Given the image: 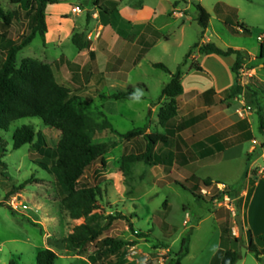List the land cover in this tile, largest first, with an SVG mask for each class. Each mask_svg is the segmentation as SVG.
Instances as JSON below:
<instances>
[{"label": "rangeland", "instance_id": "obj_1", "mask_svg": "<svg viewBox=\"0 0 264 264\" xmlns=\"http://www.w3.org/2000/svg\"><path fill=\"white\" fill-rule=\"evenodd\" d=\"M87 0H60L58 4L49 5L47 15L51 24L58 15L72 14L76 4L83 8ZM144 0H128L131 6H138ZM153 7L158 0H146ZM186 8V21L183 19H163L158 22L160 27L159 45L148 51L140 67L132 68L135 57L140 51L133 53L128 59V65L121 68L116 64V57L111 59L109 73H121L128 77L134 92L141 99L119 100L108 102L107 95L102 93L104 76L95 70L94 61L81 60L83 67V85L77 86L72 81L71 73L65 65V54L70 60L76 55V48L71 41H65L63 49L45 46L42 38L36 39L23 49L17 58L18 67L27 58L38 60L49 66L57 75L59 84L69 89L76 98V106L99 126L109 122L117 134L109 129L95 128L94 143H105L108 152L106 165L96 162L89 168L82 183L96 187L100 210L97 214L105 217H132L133 230L126 219L113 221L101 240L113 237L126 242H137L128 251L121 264H169L170 259L179 253L183 240L189 238L192 245L188 246L191 256L198 253L212 233L211 221L197 228L199 222L212 212L224 210L220 217L222 223L232 224L229 236L231 247L238 251L242 258L248 252L243 241L232 242L240 238L236 224L238 201L233 197L222 195L229 186L205 187L201 182L199 193L195 195L178 183L185 181L189 174V166L177 163L175 166L149 165L145 162L136 163L131 173L125 175L124 157L130 154H143L146 143L142 140L126 141L122 135L137 128L145 129L147 134H170L177 144V131L173 127L180 123L181 118L199 117L200 123L194 130L183 133L185 138L204 139L209 134L222 130L241 120L251 125L256 138L251 141L253 146H260L249 155L251 162L259 158L260 165L251 169L252 175L262 171L264 174V131L261 129L260 116L257 107L249 102V94L259 93L263 104L264 115V61L251 58L243 65L239 76L240 84L245 88L242 95L234 99L227 98V93L216 98L207 95H182L176 99L180 113L166 127L159 122L161 108L170 103L167 97L160 98L163 86L171 81V75L153 66V63H163L175 73L179 67L184 73L195 61L193 56L207 39L222 49L227 47H242L257 54L264 36V0H202V5L213 17L208 33L198 23L197 0H171ZM0 6L13 18L8 28V38L18 40L30 31V18L27 16L25 4L14 5L10 0H0ZM86 18V14H84ZM249 30L244 33L241 26ZM0 26V34L3 33ZM158 35V34H157ZM156 37V36H155ZM158 37V36H157ZM2 46V41H0ZM191 56L187 59L188 54ZM188 65L185 67V64ZM185 68V69H184ZM222 72L229 74L227 66L222 65ZM227 74H226V73ZM230 74H232L230 72ZM198 80V79H197ZM123 82L117 84L116 91H127ZM114 111V113H113ZM250 122V123H249ZM34 126L37 136L33 145H25L18 150L13 149V135L23 126ZM233 128V127H232ZM0 137L7 150L0 165V202L7 200L0 207V264H37V255L44 248L54 250L58 259L55 264H91L90 256L94 255L97 244L90 245L85 251L66 250L62 240L72 233L73 229L82 224L84 219L73 220L62 207L56 178L50 169L56 160V149L61 140V132L45 125L38 118H22L14 122L8 131L0 130ZM253 141H256L254 143ZM179 145V143H178ZM181 147V145H180ZM45 167L49 171L45 170ZM197 175L205 177L209 174H219L222 181L235 185L244 170V162L237 161L225 168L197 167ZM258 168V170H257ZM188 170V171H187ZM32 184L17 193L13 187H19L26 181ZM195 183V180H191ZM244 181L234 187L238 188ZM187 187V186H186ZM221 194V195H220ZM220 195V197H217ZM8 197V199H7ZM142 235L143 237H137ZM190 245V242H189ZM85 259V260H83ZM87 260V261H86ZM240 260L237 264H242ZM188 263V261H187Z\"/></svg>", "mask_w": 264, "mask_h": 264}, {"label": "trees", "instance_id": "obj_2", "mask_svg": "<svg viewBox=\"0 0 264 264\" xmlns=\"http://www.w3.org/2000/svg\"><path fill=\"white\" fill-rule=\"evenodd\" d=\"M14 5L25 4L27 8V16L30 18V31L18 40L8 38V28L11 26L13 18L7 14L0 6V26L3 33L0 34V130L8 131L11 125L22 118H38L42 122L61 132V140L56 149V160L52 163L50 169L54 174L60 201L62 207L68 212L69 217L73 220L84 219V222L76 226L72 233L62 240L66 250L85 251L90 245L97 244V249L94 255L90 256L91 264H121L130 248L136 246L137 242H126L121 239L106 237L101 240L104 233L109 229L113 221L117 219H126L133 230L132 217H123L109 215L105 217L103 214H97L100 210V201L96 187L82 183L86 171L91 168L96 162H101L106 165L105 157L108 152V146L105 143H94L93 134L95 128L100 130L109 129L117 134V131L109 122H105L96 126L95 122L83 111L76 106V98L72 97L69 89L58 83L51 68L44 63L27 58L24 59L18 67V54L27 48L36 39L37 36L42 38L44 45L46 44V34L48 32L46 15L49 5L58 4L59 0H10ZM199 12L198 23L204 29H208L211 15L207 10L197 5ZM241 29L244 33H249V30L243 25ZM73 44L80 50L90 48V41L85 33H75L72 38ZM199 53L202 55L216 54L220 56H235L236 62L232 68L235 74V83L227 91V98L234 99L242 95L245 88L239 82V76L243 70V65L251 57L244 50L229 48L223 50L213 43H204L195 45ZM191 51L187 59L190 58ZM258 60L264 61V36L260 44V52ZM186 63V62H185ZM73 69V78L79 79L80 75L74 70V63H69ZM153 66L161 69L171 75V81L162 90L161 99L169 98V104L161 108L159 113V122L161 126L166 127L167 124L175 119L179 114V108L176 99L184 94L182 84V69L179 67L176 73H172L163 63H155ZM202 71L200 66L195 68ZM264 94V93H263ZM249 102L257 107V112L260 116L261 129L264 131V115L263 101L259 100V93L252 92L249 94ZM106 99L112 100H136L142 96L134 92L130 87L124 92H115ZM114 113V111H113ZM189 124L178 126L177 131H182ZM37 133L34 126H23L18 129L13 135V149L18 150L25 145H33ZM128 141L142 139L146 143V151L143 154H130L124 157L123 167L125 175L131 173V168L134 164L145 162L149 165H162V163L172 164L175 154L169 158L165 154H159V148L169 147L172 143L170 134L153 133L147 134L145 129L137 128L122 135ZM247 139H251V134L246 135ZM230 145H222L218 149L221 151ZM7 150L4 147V141L0 137V165L5 166L2 161ZM182 154H178L177 158L180 161ZM45 170L49 171L45 167ZM32 184L31 180L26 181L19 187H13V193H17ZM205 187L211 188L221 184L214 182L212 179L202 180ZM187 185L184 187L189 189L197 199H201L199 187L191 189ZM242 192V185L238 188H226L222 195H227L238 200ZM220 194V195H221ZM218 195L217 197H220ZM8 199V197H7ZM7 200L0 202V207L5 206ZM220 217L224 215V210L216 211ZM222 239H229L232 232V224L222 223ZM137 237H143L139 235ZM264 240V235L260 237ZM230 240V239H229ZM240 238H233L232 242L239 243ZM189 238L183 240V247L179 253L172 256L169 264H182L183 258L189 253ZM248 250L255 257L262 261L264 249L260 250L252 240ZM58 259L57 253L49 248H44L37 255V264H55ZM242 259L241 254L234 250L228 249L220 251L216 256V262L220 264H237ZM11 264H15L11 262Z\"/></svg>", "mask_w": 264, "mask_h": 264}, {"label": "crops", "instance_id": "obj_3", "mask_svg": "<svg viewBox=\"0 0 264 264\" xmlns=\"http://www.w3.org/2000/svg\"><path fill=\"white\" fill-rule=\"evenodd\" d=\"M197 1L203 6L202 0ZM76 8H79L80 12H75L74 9ZM188 8V6L183 8L177 1L171 0H158L155 7L149 5L146 0L136 7L131 6L128 0H87L83 8L79 7L78 4L72 7V14L76 15L78 21L69 17V15H58L51 24L50 18L46 15L48 32L46 34L45 46L63 49V44L66 40L71 41L73 44L72 38L75 33H85L87 39L90 41V48L80 51L73 44L77 50L74 59L70 60L65 54L61 58L65 57V65L71 73L72 81L77 86L83 85L82 73L84 66L80 61H85V64L89 61H94L95 70L104 76V86L101 91L108 97L115 92H124L116 91L119 81L120 83L123 82L124 86H128V89L132 87L128 83V77L121 75V73L117 75L109 73L111 59L116 57V64L121 68H125L128 65V59L134 56L133 53L140 51L139 55L134 56L136 59L135 63H131L132 68L140 67L142 60L147 57L148 51L159 45V41L162 38L159 34L161 28L158 27V22L163 19L184 20ZM84 14H86V18ZM212 20L213 17L211 16L209 27L204 33L205 35L209 31ZM204 43H211V40L202 41V44ZM229 48L232 47H227L223 50ZM233 48L246 51L250 55L251 60L256 59L260 52V49L255 54L249 49L247 50L242 47ZM196 53L198 56H193L195 62L188 68H184L186 73L182 71L183 95H207L216 98L218 95L227 93L235 83V74L232 68L236 62V57H224L216 54L202 55L199 53V50ZM69 63H74L79 67V69L74 68L80 75L79 79L75 80L73 78V69ZM224 64L227 66V72L229 73L225 72L227 74L226 78L222 72V65ZM187 65L188 63L185 64V67ZM197 66H200L202 71L196 70ZM55 78L60 83L57 75H55ZM107 100L109 103L114 101L112 99ZM198 118L197 116L181 118L184 121L177 123L173 127V130L177 131L178 126L181 127L183 123L189 124L182 131H177V138H179L175 146L176 139L174 140L171 137L172 143L169 147L159 148V154L164 153L168 158L172 154H175L176 158L172 164L166 161L160 166L173 167L177 163L185 167L189 166V171L187 170L189 174L186 175L185 181L178 183L187 184L191 189L200 188V184L204 179H212L214 182H220L219 186L229 187H234L244 181V187L237 200L238 211L240 212L244 228V233L240 237V240L243 241L246 248L249 247L250 242L253 240L255 245L260 250H263L264 240L260 237L264 235V174L262 176V171L260 173L257 171L252 175L251 172L253 167L260 165V160L255 157L252 163H250L251 158L249 155L254 150H256V153L261 151L259 145L255 147L251 144V141L256 138L252 122L249 125L242 120L238 121L231 126L209 134L204 139L194 138L195 135L185 138L183 133L194 130L200 123ZM248 133L251 134V139L249 140L246 137ZM222 145L230 146L220 151L218 148ZM178 154H182L183 156L180 161L177 158ZM237 161L244 162V170L235 185H229L222 181L219 174L212 173L205 177L197 175L198 171L196 167L198 165H201V167L217 166L225 168ZM191 180H195V183H191ZM197 181L201 183H197ZM209 221H211L213 226L210 237L202 249L195 255L191 256L189 249V253L182 260V264H220V262H216L217 254L220 251L233 249L229 239H222V220L216 212H212L204 217L199 222L197 228H200L204 223ZM191 245L192 240L190 239L189 246ZM261 258L264 259V255ZM241 261L242 264H263L249 250Z\"/></svg>", "mask_w": 264, "mask_h": 264}, {"label": "water", "instance_id": "obj_4", "mask_svg": "<svg viewBox=\"0 0 264 264\" xmlns=\"http://www.w3.org/2000/svg\"><path fill=\"white\" fill-rule=\"evenodd\" d=\"M236 223H237V227H238V231H239V235L240 237L243 236L244 233V228L241 222V216H240V212L238 210H236ZM263 264H264V259L262 260Z\"/></svg>", "mask_w": 264, "mask_h": 264}, {"label": "built area", "instance_id": "obj_5", "mask_svg": "<svg viewBox=\"0 0 264 264\" xmlns=\"http://www.w3.org/2000/svg\"><path fill=\"white\" fill-rule=\"evenodd\" d=\"M74 11H75V12H76V11L80 12V9H79V8H76V9H74ZM258 40H259V41H262V40H263V37H259ZM253 142L256 143V141H253ZM238 233H239V231H238Z\"/></svg>", "mask_w": 264, "mask_h": 264}]
</instances>
